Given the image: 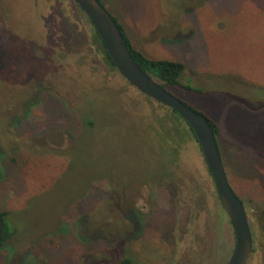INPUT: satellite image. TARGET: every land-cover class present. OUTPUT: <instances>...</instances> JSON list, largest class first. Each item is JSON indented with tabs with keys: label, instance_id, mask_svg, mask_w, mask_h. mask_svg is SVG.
Instances as JSON below:
<instances>
[{
	"label": "rangeland",
	"instance_id": "obj_1",
	"mask_svg": "<svg viewBox=\"0 0 264 264\" xmlns=\"http://www.w3.org/2000/svg\"><path fill=\"white\" fill-rule=\"evenodd\" d=\"M104 1L136 49L183 62L182 82L204 91L182 97L223 128L228 178L257 240L249 264H264V112L239 101L257 99L253 86L264 85V0ZM11 3L0 11V212H13L18 230L11 259L57 262L38 241L61 230L73 249L84 241L114 259L123 250L141 264H228L233 225L185 120L110 69L73 0H35L37 10ZM28 101L38 104L13 143L6 108L20 115ZM140 104L151 106L134 111ZM99 226L124 238L122 247L100 236L87 243Z\"/></svg>",
	"mask_w": 264,
	"mask_h": 264
},
{
	"label": "trees",
	"instance_id": "obj_2",
	"mask_svg": "<svg viewBox=\"0 0 264 264\" xmlns=\"http://www.w3.org/2000/svg\"><path fill=\"white\" fill-rule=\"evenodd\" d=\"M29 1H32L31 8L36 9L37 4L35 3V0H29ZM100 1L107 8L105 1L104 0H100ZM11 4H12L11 0H0V11H1L2 17L4 16V14H2V12L4 13V10H5V15H8V12L11 10ZM22 10H23V8H22ZM80 10H81V8H80ZM81 12L84 13L82 10H81ZM114 19L117 22V24H118V26H119L122 34H123V37H124V40H125L127 47L129 48L132 56L134 57V60L140 66V68L145 73H147L149 76H151L152 78H154L155 80L160 82V84L163 88L168 89L170 92L173 91L175 94L171 92L172 94H174L175 96L180 98L183 102H185L191 108L197 110L198 112L204 114L205 116H207L209 118L210 123L212 125V128H213V130L217 136V141H218V146L220 149L221 157L227 163L229 161L228 160L229 156L231 157V155L227 154V148L225 146V143L223 142V128H222V126L218 122H216L213 118L208 116L205 112L193 107V105H191L187 100H185L182 97V96H184V95H182L183 91L188 92V93H196L199 95L205 94L202 89L196 88L192 82H190V81H188L187 83L182 82L183 75L186 71V65L183 62H178V61L155 60V59L148 58L140 50L135 48L132 40L130 39V37L126 33L123 25L118 21V19L116 17H114ZM89 22L94 29V35H95L96 39H98V41L101 45V48L99 50H100L101 54L103 55L106 64L110 67L111 70L118 71L116 66L114 65L107 49H106V46H105L103 40L99 36L98 32L96 31V29H95V27H94V25L90 19H89ZM34 26H35V24H34ZM3 49H4V47L2 46V44L0 42V54L2 53ZM20 65H21V70L23 72L24 71L23 63H20ZM253 87H254L255 93L257 95V99H255L253 101L247 100V99H240L239 101L246 104L247 106H249L252 110L256 111V113L264 112V85H256ZM39 91H40V89L38 90V93H39ZM36 97H35L36 101H39L38 100L39 96L37 95ZM27 100L28 99H25V97L23 98V101H27ZM36 101L34 103H32L31 101H28V103L24 106L26 110L25 111L21 110L22 112H20V115H19V112H18L16 107H15V109L10 108V107L6 108V110L9 112V114L4 117V119L7 123L5 126V130L7 133L12 132L11 135H13V143H16V141L20 140V137L17 136L18 128L27 122V120L29 119V116L31 114L32 108L38 104ZM150 106H151V104H149L148 106H147V104L146 105L140 104V105H137L138 109H135L134 111H137L140 108H150ZM10 109L12 111H10ZM173 112L175 114H177L178 116H180L177 112H175V111H173ZM13 116H15L16 118H19L21 116V119L19 121L20 123H18V125L15 127L11 122ZM80 119H81L82 125L87 124V127H91V128L94 126L95 122L90 120L88 118V116L80 115ZM185 123L188 125V123L186 121H185ZM256 129H257V127L252 132H255ZM189 130L193 133V137L198 144L197 138H196V136H195V134H194V132L190 126H189ZM177 133L179 135L181 133V131L178 130ZM190 137H192V136H190ZM247 137H248V139H245L246 138L245 137L244 140H246L248 142V147H249V145H250V147H253V149H252L253 155L256 156L258 159H260L261 157L259 156V153H258V147L256 145V140H255V138H253L252 133L248 132ZM201 152H202V150H201ZM178 153L181 155L180 150ZM63 155H64V152H63ZM225 162H224V164H225ZM225 167H226V165H225ZM247 170H251V166H249L247 168ZM102 181L103 180L98 181V183L102 182ZM233 190L235 191L234 188H233ZM235 193H236V191H235ZM260 203L264 207V196H263L262 200L260 201ZM13 214L14 213L11 211H1L0 212V252H6V251H9V249H10V251H11V252L9 251L10 256H9V259H7L8 264H22V263L25 264L26 262L22 261V259L21 260L20 259L19 260L14 259V258L11 259V257L13 256L12 254H14V248L12 249L11 245H12V242L14 241L16 235L18 234V230L16 229L17 226H16L15 222L12 220ZM100 227L101 226H99V230H98V227L95 228L96 231L97 230L100 231L99 235H98V233H96L98 235V237L96 234H93L90 232L88 233L87 236H85V237H90L89 239H86L87 243H90L92 241V239H97L100 236V238H103V237L107 238L110 241V243L114 244L115 247L116 246L120 247V248L122 247V245L124 244V242H123L124 238H121L117 233H115L111 230H106V229L103 230V229H100ZM250 228L252 230L253 240H254V245H255L257 243L256 242L257 241L256 235H255L253 227L250 226ZM101 233L102 234L105 233V235L102 236ZM114 234H116L117 237H115ZM44 240H45V242H44ZM38 242H40V243L44 242L43 247L45 244H49L50 247L53 246V250L56 253H58L59 260H57V262H55L53 264H79L80 262H82L83 264H141L136 260V258H131L129 256V253L125 254L123 250H122V253L120 254V256L118 257V259H114L109 252L102 253L101 255L91 254L85 250L86 243L84 241L79 242L76 245V248L73 249V247L75 245L74 246L70 245V243H69L70 238L67 236V234H63L61 232V230L56 234H52L50 236L43 237ZM119 243H122V244L119 245ZM40 249H43V248H40ZM255 251L256 250L254 247L253 248V254L255 253ZM64 252H66V255L64 254Z\"/></svg>",
	"mask_w": 264,
	"mask_h": 264
},
{
	"label": "water",
	"instance_id": "obj_3",
	"mask_svg": "<svg viewBox=\"0 0 264 264\" xmlns=\"http://www.w3.org/2000/svg\"><path fill=\"white\" fill-rule=\"evenodd\" d=\"M73 1L93 23L114 65L125 80L145 96L177 112L191 127L214 180L222 206L233 225L235 249L228 264H249L254 240L247 209L230 184L217 136L209 118L163 88L160 82L140 68L127 47L117 22L100 0Z\"/></svg>",
	"mask_w": 264,
	"mask_h": 264
},
{
	"label": "flooded vegetation",
	"instance_id": "obj_4",
	"mask_svg": "<svg viewBox=\"0 0 264 264\" xmlns=\"http://www.w3.org/2000/svg\"><path fill=\"white\" fill-rule=\"evenodd\" d=\"M228 216V215H227ZM229 218V217H228ZM231 222V221H230Z\"/></svg>",
	"mask_w": 264,
	"mask_h": 264
}]
</instances>
